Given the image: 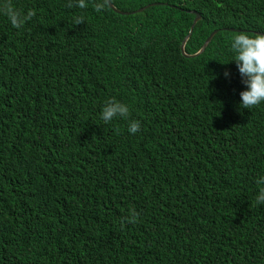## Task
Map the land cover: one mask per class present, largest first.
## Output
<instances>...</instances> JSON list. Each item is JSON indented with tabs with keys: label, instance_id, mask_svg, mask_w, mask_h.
<instances>
[{
	"label": "trees",
	"instance_id": "16d2710c",
	"mask_svg": "<svg viewBox=\"0 0 264 264\" xmlns=\"http://www.w3.org/2000/svg\"><path fill=\"white\" fill-rule=\"evenodd\" d=\"M67 2L0 14V264H264V103L241 108L231 49L264 0ZM196 13L188 54L218 31L189 57ZM111 98L129 118L104 123Z\"/></svg>",
	"mask_w": 264,
	"mask_h": 264
},
{
	"label": "clouds",
	"instance_id": "9594fccd",
	"mask_svg": "<svg viewBox=\"0 0 264 264\" xmlns=\"http://www.w3.org/2000/svg\"><path fill=\"white\" fill-rule=\"evenodd\" d=\"M111 3L112 0H97L93 6L95 11L99 13L110 7ZM66 7L85 9L88 7V0H68ZM0 14L6 16L14 28L20 29L27 21L32 20V18L36 16V10L28 9L27 13H24L22 10H18L13 6L12 0H4V2L0 4ZM82 23H85V17L83 15L72 18L73 27ZM252 31L254 32L255 30ZM259 32L264 33L262 31ZM231 49L235 53L233 60L236 61L239 73L243 78V83L247 86L246 90L240 93L241 108L252 109L264 103V35L256 34L255 32L254 34L241 32L233 37ZM228 75L229 73L226 71L225 76ZM129 116V106L115 98L105 101L100 114V118L106 124L112 122L115 118L127 119ZM140 129L141 121L130 120L128 130L131 134L137 133ZM117 131L119 130L117 129ZM257 183L264 184V178H258ZM256 203L264 204V187L260 188L259 194L256 197ZM139 215L140 214L133 209L122 222L132 224L138 223ZM60 231L61 229H57L58 237H63Z\"/></svg>",
	"mask_w": 264,
	"mask_h": 264
},
{
	"label": "water",
	"instance_id": "95a60500",
	"mask_svg": "<svg viewBox=\"0 0 264 264\" xmlns=\"http://www.w3.org/2000/svg\"><path fill=\"white\" fill-rule=\"evenodd\" d=\"M155 4H157V3H153V4L146 5V6H144V7H141V8H139V9H137L136 11H123V10H120L119 8H117V7H116L114 4H112V3H111V6H110V7H111L114 11H116V12H118V13H121V14H131V13H135V12H142V11H144L146 8L150 7L151 5H155ZM200 19H201V15H200L199 13H196V17H195L194 20H193V24H192V26H191V29H190L189 35H187V36L185 37V39L183 40V42H182L181 49H182V53H183L185 56H195V55H197V54L203 52V51L206 49V47L208 46V44L211 42V40L213 39V37L215 36V34L217 33V31H218V30L216 29V30H214V31L209 35V37L207 38L206 42L204 43L202 49H201L198 53L193 54V55L187 54L186 51H185V44H186L187 40L189 39V37L192 35V33H193V29H194L196 23H197ZM230 29H231V30H234V28H230ZM254 32H255L256 34L264 35V33H261V32H259V31H254Z\"/></svg>",
	"mask_w": 264,
	"mask_h": 264
}]
</instances>
